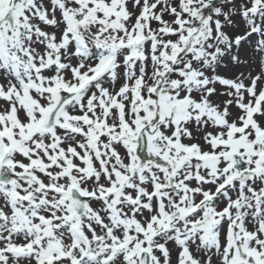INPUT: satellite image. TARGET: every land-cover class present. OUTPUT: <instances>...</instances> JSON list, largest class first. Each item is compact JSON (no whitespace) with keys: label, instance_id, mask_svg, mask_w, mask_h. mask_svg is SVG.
I'll list each match as a JSON object with an SVG mask.
<instances>
[{"label":"snow or ice","instance_id":"6c2138e0","mask_svg":"<svg viewBox=\"0 0 264 264\" xmlns=\"http://www.w3.org/2000/svg\"><path fill=\"white\" fill-rule=\"evenodd\" d=\"M0 264H264V0H0Z\"/></svg>","mask_w":264,"mask_h":264}]
</instances>
